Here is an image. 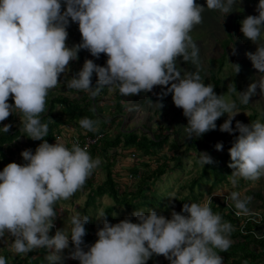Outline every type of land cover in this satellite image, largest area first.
Instances as JSON below:
<instances>
[{
	"label": "clouds",
	"instance_id": "1",
	"mask_svg": "<svg viewBox=\"0 0 264 264\" xmlns=\"http://www.w3.org/2000/svg\"><path fill=\"white\" fill-rule=\"evenodd\" d=\"M238 2L240 7L241 0H205L204 5L196 0H0V122L16 113L26 136L41 141L35 151H21L25 163L9 162L0 170V241L8 242L9 251L25 256L46 249L48 264H61L71 242L69 257L79 264H146L154 255L165 257L169 264H224L219 253L231 247L235 226L212 211V196L203 202H184L180 212L173 205L170 218L139 208L131 213L135 222L125 217L110 223L101 211L96 218L102 226L92 244L84 241L89 217L78 211L70 217L68 229L56 228L49 235L55 228L57 202L82 189L101 160L78 142L69 148L62 141L45 140L48 124L42 123L41 114L49 92L61 84L62 74L67 76L80 50L97 59L105 54L104 66L85 58L66 81L67 88L94 98L104 87L127 97L160 86V101L170 93L187 119L186 140L216 130V121L227 114L219 130L238 133L228 149V167L233 170L229 182L235 188L238 178L260 180L264 177V112L247 124L236 120L233 128L232 122L241 112L237 101L248 105L252 96H264V0H258L257 15L240 21L243 37L255 45L246 56L259 79L243 91L233 84L236 99H225L214 85L204 82L200 50L190 35L203 22L205 7L225 17ZM70 21L78 25L81 36L72 46L67 44ZM231 49V55L238 54L233 44ZM178 60L197 70L182 74ZM229 63L233 74H239L241 66ZM158 107L163 108V103L158 102ZM99 123L87 117L79 120L85 134L98 132ZM11 127L4 124L0 130L8 133ZM214 147L222 151L223 142ZM198 153L202 168L214 162L207 152ZM214 196L222 197L224 192ZM228 198L237 216L252 214L251 196L230 191ZM0 264H7L3 255Z\"/></svg>",
	"mask_w": 264,
	"mask_h": 264
},
{
	"label": "trees",
	"instance_id": "2",
	"mask_svg": "<svg viewBox=\"0 0 264 264\" xmlns=\"http://www.w3.org/2000/svg\"><path fill=\"white\" fill-rule=\"evenodd\" d=\"M255 1L258 2V0ZM196 2L200 4L202 0H196ZM229 14L234 15L230 19V24H226L225 26L226 36L220 41L222 52L217 58H215L217 62V71L215 72L213 68H209L210 77L208 80H210L211 84L214 85V91L218 95H221V79L217 72L221 71L223 65L225 64L227 49L230 48L234 42V37H236V35L238 37L239 33H241L240 21L243 11H240L239 7V9H236ZM247 43L248 41H245L246 45ZM91 59L98 65L101 63L105 65L107 57L105 54H101L99 59L95 57H92ZM234 60L241 66V71L237 74L240 80L239 82L236 80L234 85L236 89H240L242 91L246 90L247 86L253 82L254 69L251 66L250 61L245 56L241 57L239 61L236 59ZM244 62L247 63L243 64ZM64 77L67 81L70 76ZM95 77V74H93V86L96 84ZM156 87L158 90L156 92H162L163 89L160 86ZM61 90L76 92L75 90L68 89L67 84L59 85L57 88L49 92L46 103V111L41 114L42 123L48 124V136L44 139L49 143H55L56 140H59L64 142L67 147L71 148V144L64 140L65 134L63 130L65 128L67 130L68 126L66 125L65 128L62 127L64 117L68 119L67 122H70L71 120L74 124H79V120L83 117L101 120L100 117L102 115L103 106L99 104V102L102 100V93H105L106 89L102 88L100 93L94 98L89 97L87 93H79L75 96H70L69 94L65 95L61 92ZM257 90L259 91V89ZM141 94L144 99H138V95L127 97L122 96L118 90L115 91L113 103L114 111L118 112L119 115L123 108L128 104V101H131L132 104L140 102L143 107L144 105H147L149 99L152 101L157 99V94H151L150 92ZM253 97L255 96H252L250 101ZM164 99L166 104H163V108L158 107L154 112L155 114L150 113L147 115L148 120L151 119L150 116L155 115L151 124H143L150 130L151 135L148 131H142L141 129L136 130L131 128L122 130L119 128V125L122 122L119 121L116 134L111 136L110 134L103 132L104 122L107 123V119L103 117V123L100 121L101 124L98 132H87V134L92 136L102 134L98 137L96 142L87 149L90 155L93 157L94 153L99 151L98 148L102 147L105 156L103 158L104 164L102 165V168H104V177L102 181L95 184L94 174L92 173L82 187L87 189L85 206H83L81 210L83 212V216H89V210L95 211L97 206L96 200L104 195H107L113 201V203L108 205L104 210L106 218H112V211L119 208L126 209L132 213L133 211L142 208V206H148L160 201L162 196H158L153 193L155 183L161 179L162 175L166 176V174H172L176 171L179 172V175L182 174L185 164L183 157L190 150H193L194 152L191 157L193 158V164L195 166V174L190 177V179H186L183 184V188H181L182 192L184 189H188V192L185 195L183 194V196L177 201V212H180L184 202H196L198 199L202 198L203 191L201 186L205 183H209L208 191L212 192V190L216 189L224 182H228V175H230L233 171L228 167V164L230 163L228 149L231 146L234 136L238 135V133L229 134L219 130V125L225 120V114L216 121V130L209 131L201 137H194L192 140H186L184 126L187 123V119L184 117L182 109L173 104L170 93L165 96ZM8 102L13 103L11 98H9ZM237 105L241 108L249 107L251 112H249L247 116H245L244 113L238 114L232 122L233 128L235 127L236 120L247 124L256 120L262 113L250 104L242 105L239 104V101H237ZM144 107L146 108V106ZM148 107H150V105H148ZM114 111H112V113H114ZM262 122H264V120H262ZM152 124L155 125V128H152ZM80 130L81 133L78 128L75 131L73 129V133L76 132L80 136H83L85 134V130L81 127ZM26 135L27 134L19 127L10 128L8 133H4L0 130V159H3L6 164L14 162L12 157L3 156L4 152L1 147L4 144H8V141H11L16 137H20L18 141L22 144L33 145V151H35L36 146L41 143V141L32 140ZM218 141L223 142L222 151H218L214 147ZM7 149L10 150L11 153L14 151V148L11 147H8ZM16 149H18V146ZM119 150L126 152L125 154L129 157V159L131 158L132 153L135 156L131 158L132 165L126 170L130 175V178H127L131 179L130 183L132 185L130 186H128V182H126V180L123 181L122 177L119 176V173L122 174L123 171L118 172V169L114 171L117 164L116 158L119 155ZM170 151H172V153H170ZM198 152H207L212 157L214 162L211 164H205L202 168L198 163ZM149 160V163L152 165L150 170L144 173L139 171L138 174V169L135 168L137 162H141V164L148 166L149 163L146 162ZM0 165H2V162H0ZM5 165H2L0 170H2ZM239 180L243 183L249 182L243 178H239ZM162 181L163 180L160 182ZM147 186H149V193L151 192L150 196L146 195ZM196 188L198 189V193L195 191ZM78 192L79 190L73 195V197L76 196ZM252 193L256 196V198L264 203V192L258 189L253 190ZM225 195L228 197L227 194ZM231 204L235 207L232 201ZM64 208L67 207L64 206ZM211 208L214 213H220L224 220L231 222L235 226V231L231 234V239L233 241L231 247L227 251L219 253V255L223 258L224 264H245V262L246 264H264V209L263 212H261L262 220L260 223L252 220L247 223L244 233H237L236 229L239 227L240 218L235 217L231 210L226 207L224 204V196H212ZM249 208L251 209L250 205ZM168 209L169 206H167L165 211H168ZM116 219L117 218L113 216L111 221ZM130 219L135 222L134 216L131 215ZM85 228L87 230V235L84 237V241L85 243H88V241L93 237V233L96 231L95 222L92 220V217L89 216V222L85 225ZM46 254V249H39L37 251L30 252L25 256L16 255L6 261L7 264H48L45 259ZM61 264H66V261L62 259ZM146 264H169V262L163 256L154 255L146 262Z\"/></svg>",
	"mask_w": 264,
	"mask_h": 264
},
{
	"label": "rangeland",
	"instance_id": "3",
	"mask_svg": "<svg viewBox=\"0 0 264 264\" xmlns=\"http://www.w3.org/2000/svg\"><path fill=\"white\" fill-rule=\"evenodd\" d=\"M257 3L258 2L255 0H241L240 8L243 11L241 20L246 15H257V12L255 11ZM200 4L204 5L205 0H202ZM236 9H239V2L236 5ZM202 15H203V22L199 25H196L194 29L192 30V32L190 33V35L192 36L194 42L197 44L200 50V58H201L200 75L205 80L204 82L206 84L207 83L211 84V81L208 80L210 77L209 68H213L215 72L217 71V62L215 58H217L219 54L222 52L220 41L222 38L226 36L225 26L226 24L228 25L230 24V19L233 17L234 14H227L225 17H223V13L219 11L208 10L205 7V11L203 12ZM67 31H68V40H67L68 46H72L73 44L79 43L81 41V36L78 30V25L76 23L70 21ZM234 38L235 39L232 44L235 46L238 54L231 55L230 53L232 49L231 47L228 48L225 64L223 65L221 71L217 72V74L219 75L221 79V94L224 95L225 99H236V95L231 91V89L235 81L238 80L239 82L240 80L237 74H233V69L229 62L236 63L234 59L239 61L240 58L243 56L247 58L246 52L255 51V45L251 41L245 39L242 33H239V36L237 37L236 35V37ZM245 41H248L247 45L245 44ZM92 57L93 56H91V54L88 51L80 50L78 52V59L70 62L69 72L67 73V76H70L69 78H71V76L82 67L85 58L91 59ZM246 63L247 62H244L243 64H246ZM99 65L104 66L103 63ZM177 65H178V68H180L182 74L184 72L197 70L194 65H192L191 63H184L182 60L181 61L178 60ZM253 73H254L253 80L259 79V74H257L256 69H254ZM64 76L65 75L62 74L60 77V81H61L60 85L66 84V80L64 79L65 78ZM95 81H96V77H95ZM104 88L106 89V91L105 93H102L103 97H102V100L99 102V104L103 106L102 115L100 117L101 120L99 121L103 123L102 117L107 119L106 120L107 123L104 122L103 132L110 134L111 136H114L116 134V130L118 129L119 121H121L122 123L119 125V128L122 130H127L131 128L136 129V130L141 129L142 131H148L149 134L151 135L150 130L143 124H149V125L151 124V121L153 120V118H155V115L150 116L151 117L150 120L147 119V115L150 113L155 114L154 112L158 108V102H162L163 104H166L165 99L163 98V100L160 101V98L157 95V99L155 101H152L150 99L148 100L147 105H144L146 106V108L144 106L142 107V103L140 102L132 104L131 101H128V104L123 108V110L118 115V112L114 111V107H113L115 91H110L108 87H104ZM156 88L157 87H155L150 93L157 94L158 92L156 91L158 90ZM237 91H242V90L237 89ZM61 92H63L65 95L69 94L70 96L78 95L76 92H69L68 90H61ZM257 93H259L258 90H257ZM139 98L144 99L142 94L138 95V99ZM249 104L255 107L259 112H264V97L263 96H259L258 94L255 95V97L251 99ZM148 105H150V107H148ZM238 110L241 111L238 114L244 113L245 116H247L249 112H251L249 107L241 108L240 106H238ZM112 111H114V113H112ZM20 118L21 117H18L17 114L14 113L10 115L5 121L0 122V126L3 127L4 124H11L12 127L21 128L19 126ZM225 119H227V114H225ZM67 121L68 119L64 117V123L62 127L65 128L66 125H68L67 129L68 128L74 129V131L77 130L78 128L81 133L79 124H76V123L74 124L71 120L70 122H67ZM101 123H99V126ZM152 128H155L154 124H152ZM63 131L65 134L64 140L70 143V137L68 136L69 134L68 131L66 130V128ZM19 138L20 137H16L15 139L8 141L9 143L2 145L1 148H2V151L4 152L3 156L12 157L13 161L16 163H22V162L25 163V161H23V158L20 155L21 151L24 149L33 150L34 146L22 144L21 142L18 141ZM17 146H18V149H16ZM8 147L14 148L13 153H11V151L7 149ZM98 149L99 151H97V153H94L93 155V158L99 157L101 160V164L93 172L95 184H97L98 182H101L104 177V168H102V165L104 164L103 158L105 154H104V150L102 149V147H99ZM125 153L126 152H123V150L122 151L119 150V155L116 158L117 164L114 168V171L117 169H118V172L123 171L122 174L119 173V176L122 177L123 181L126 180V182H128L127 183L128 186H130L132 185L130 183L131 179H127L128 177L130 178V175L128 174L126 170L130 168V166L132 165L131 158L133 156H131V158L129 159V157ZM170 153H172V151H170ZM193 153H194L193 150H190L183 157L185 164H184V170L182 174L179 175V172L176 171L172 174H166V176L162 175L161 179L155 183L154 185L155 187L153 188L154 189L153 193H155L158 196L161 195L162 199L156 202L155 204H150L148 206H142V208L140 209L146 210L147 208H151L157 211L158 214H163L165 217L170 218V210L172 209L173 205L176 211V209L178 208L177 201L183 196V194L185 195L188 192V189H184L183 192L181 191V188H183V184L185 183V180L190 179V177H192L195 174V166L193 164V158L191 157ZM0 162H2V165L6 164V162L3 159H0ZM149 162L150 160L146 163H149ZM149 164L147 166V165L141 164V162L140 163L137 162L135 168L138 169V174H139V171L141 173H144L150 170L152 165L151 163ZM2 165H0V167ZM161 180L163 181L160 182ZM146 189H147L146 195L150 196L151 192L149 193L148 191L149 186H147ZM201 189L203 191V196L202 198L198 199L196 202H203L208 196L219 197V196H214V195H216L218 192H221V191L224 192V195L225 194L228 195L230 191H240L242 195H248L253 198L251 203L249 204L251 206L250 210L254 212H260V213L263 212L264 203H262L261 200L256 198V196L253 195L252 192L253 190H258V189L264 192V177H262L258 181H249L245 183L240 181L238 178V184L235 188L232 187L228 179V182L226 181L222 185L218 186L216 189L212 190V192L210 191L211 193L208 191L209 183H205L204 185H202ZM86 190L87 189L82 188L79 190L76 196L74 197L72 196L69 200L67 201L61 200L57 202V204L55 205V211L57 213V217L54 220L55 228H53L50 231L49 235H53L56 228L64 227L65 229H68L69 228L68 221L75 212L78 211L81 214V216H83V212L81 210H82V207L85 206V200L87 198ZM195 191L196 193H198L197 188ZM172 196H174L175 198H170ZM112 203L113 201L111 200V198H109L107 195H104L102 197H99L96 200L97 206L95 208V211H91V210L88 211L89 216L92 217V220L95 222L96 230L97 228L102 226V221L100 219H97L96 217L101 211H104L105 208ZM64 206L67 208H64ZM167 206H169V209L168 211H165ZM113 216H115L117 219L111 221ZM125 217L131 218V213L126 209L119 208L115 211H112V218H106V217L105 218L110 223H116L119 220L124 219ZM95 233L96 231L93 233V237L91 238L93 242L97 239ZM71 250H72V245L70 242L69 248L65 249L63 252V259L66 261V264H79V261L73 260L69 257V252ZM0 255H3L7 260V259L13 258L17 254H14L11 251H9V245L7 241H0Z\"/></svg>",
	"mask_w": 264,
	"mask_h": 264
},
{
	"label": "built area",
	"instance_id": "4",
	"mask_svg": "<svg viewBox=\"0 0 264 264\" xmlns=\"http://www.w3.org/2000/svg\"><path fill=\"white\" fill-rule=\"evenodd\" d=\"M73 129H67L68 131V136L70 137V144L72 145L73 142H78L79 145L81 147H86L87 149L96 142V140L98 139V137H100L102 134H98L97 136H92L90 134H84L83 136H80L78 133L76 132H72ZM132 156H134V154L132 153ZM224 201H225V205L228 209L231 210L232 214L235 216V217H239L240 218V221H239V227L236 229L237 233H244L245 230H246V225L248 222L250 221H255V222H259L262 220V216H261V213L260 212H254V211H251V215H247V216H244V215H241V216H237L236 215V212L237 210L235 209V207L232 206L231 204V201L230 199L224 195ZM93 241H89L88 243L86 244H92ZM87 250V249H85Z\"/></svg>",
	"mask_w": 264,
	"mask_h": 264
}]
</instances>
